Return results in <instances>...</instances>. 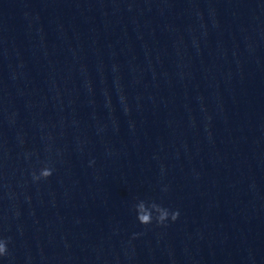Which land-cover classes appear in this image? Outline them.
Returning a JSON list of instances; mask_svg holds the SVG:
<instances>
[{
	"label": "clouds",
	"instance_id": "9594fccd",
	"mask_svg": "<svg viewBox=\"0 0 264 264\" xmlns=\"http://www.w3.org/2000/svg\"><path fill=\"white\" fill-rule=\"evenodd\" d=\"M30 153H26L25 157L29 158ZM95 160L89 161V166H93ZM163 171V168H162ZM54 168L48 162H45L42 167L38 170L34 169L31 173V178L34 183L46 181L53 175ZM167 187L163 188L162 191H167ZM132 209L135 212L136 220L140 225L145 227L155 223L157 226L166 227L168 222H175L179 218V210H173L165 207L161 203L155 200L137 199L132 205ZM142 233H133L131 240L138 238ZM10 238L0 237V258L7 257L10 255L8 244Z\"/></svg>",
	"mask_w": 264,
	"mask_h": 264
}]
</instances>
